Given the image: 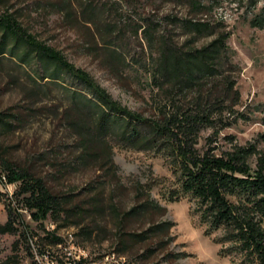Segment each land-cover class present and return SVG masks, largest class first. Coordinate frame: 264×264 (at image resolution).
I'll return each mask as SVG.
<instances>
[{"label":"rangeland","instance_id":"1","mask_svg":"<svg viewBox=\"0 0 264 264\" xmlns=\"http://www.w3.org/2000/svg\"><path fill=\"white\" fill-rule=\"evenodd\" d=\"M5 11L114 100L145 117H158L162 97L154 96L150 74V53L156 52L138 27L152 21L156 37L171 36L178 44L184 36L170 16L230 32L227 44L239 68L237 109L250 116L218 128L217 142L223 148L228 141L255 143L264 150V112H252L264 102V27L250 24L264 15V0H0V14ZM210 39L200 37L196 44ZM66 85L77 87L65 75L54 82L40 79L34 64L0 54V115L10 123L0 125V170L5 161L42 178L64 208L40 225L21 208L18 183H0V224L7 220L8 203L21 215L15 232L0 234V262L12 255L10 264H37L34 254L41 250L60 262L71 252L87 264H102L111 253L125 264H232L219 253L216 234H205L192 214L190 197L175 200L179 184L167 151L130 148L115 136L84 140L88 133L74 123L90 120L69 108ZM213 131H200L199 149ZM165 222L171 225L151 230ZM53 229L63 243L46 237Z\"/></svg>","mask_w":264,"mask_h":264},{"label":"trees","instance_id":"2","mask_svg":"<svg viewBox=\"0 0 264 264\" xmlns=\"http://www.w3.org/2000/svg\"><path fill=\"white\" fill-rule=\"evenodd\" d=\"M170 20L184 36L180 44L171 36L156 37L152 21L138 27L148 47L156 52L150 53L149 65L154 96L162 97L158 117H145L122 106L88 73L29 33L8 11L0 14V54L8 52L21 65L34 64L40 79L54 82L65 75L77 85H66L65 90L69 108L90 120L74 123L88 133L84 140L105 142L107 136H115L130 148L165 149L179 184L175 200L181 195L190 197L192 214L198 215L204 233L216 234L213 239L219 244V253L232 264H264V150L257 149L255 143L228 141L230 145L223 148L217 142L218 128L250 116L237 109L240 93L234 74L239 68L227 44L230 32L204 20L177 16H170ZM250 24L263 28L264 15L254 16ZM205 36L211 39L197 45V40ZM255 110L264 112V102L252 112ZM0 125L10 126L3 115ZM206 128L214 131L205 138V147L199 149V133ZM259 137L264 141V133ZM1 175L7 183H18L21 208L33 221L42 225L64 211L62 198L52 193L42 178L5 161L0 180ZM18 218L21 215L8 203L0 234L15 232ZM170 225L161 223L151 230ZM46 237L54 245L62 242L55 229L48 230ZM13 259L8 256L0 264H10Z\"/></svg>","mask_w":264,"mask_h":264},{"label":"built area","instance_id":"3","mask_svg":"<svg viewBox=\"0 0 264 264\" xmlns=\"http://www.w3.org/2000/svg\"><path fill=\"white\" fill-rule=\"evenodd\" d=\"M0 183L8 187L10 183L6 182V178L4 175H1ZM14 184V183H13ZM63 243V240L62 242ZM84 258V257H83ZM104 262L102 264H125L124 259L121 258L120 263H113L112 253L110 255H106L104 258ZM34 260L37 264H87L84 260L80 261V256H74L71 252L66 253V257L63 261H59L58 259L49 255L48 252L45 253H35ZM107 261V262H106Z\"/></svg>","mask_w":264,"mask_h":264},{"label":"bare ground","instance_id":"4","mask_svg":"<svg viewBox=\"0 0 264 264\" xmlns=\"http://www.w3.org/2000/svg\"><path fill=\"white\" fill-rule=\"evenodd\" d=\"M112 258H113V263H119L117 262V259L114 257V255H112ZM120 260H121V257H120Z\"/></svg>","mask_w":264,"mask_h":264}]
</instances>
